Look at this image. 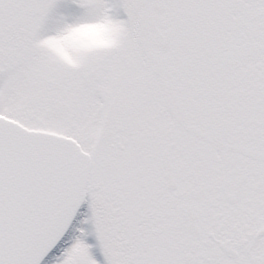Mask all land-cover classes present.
<instances>
[{"label":"snow or ice","instance_id":"snow-or-ice-1","mask_svg":"<svg viewBox=\"0 0 264 264\" xmlns=\"http://www.w3.org/2000/svg\"><path fill=\"white\" fill-rule=\"evenodd\" d=\"M0 264H264V0H0Z\"/></svg>","mask_w":264,"mask_h":264},{"label":"flooded vegetation","instance_id":"flooded-vegetation-1","mask_svg":"<svg viewBox=\"0 0 264 264\" xmlns=\"http://www.w3.org/2000/svg\"><path fill=\"white\" fill-rule=\"evenodd\" d=\"M87 212V203H85L83 205V207L81 208L79 214H78V217L76 219V221L74 222V224H76V222L80 221V219H83V215ZM85 227H88L90 229V226L89 225H85Z\"/></svg>","mask_w":264,"mask_h":264},{"label":"rangeland","instance_id":"rangeland-1","mask_svg":"<svg viewBox=\"0 0 264 264\" xmlns=\"http://www.w3.org/2000/svg\"><path fill=\"white\" fill-rule=\"evenodd\" d=\"M80 220H81V219H80ZM76 224H78V222H76ZM88 239H89V242H90V243L94 242V240L92 239V237H89Z\"/></svg>","mask_w":264,"mask_h":264},{"label":"water","instance_id":"water-1","mask_svg":"<svg viewBox=\"0 0 264 264\" xmlns=\"http://www.w3.org/2000/svg\"><path fill=\"white\" fill-rule=\"evenodd\" d=\"M82 207H83V205H82ZM82 207H81V208H82ZM80 210H81V209H80ZM79 212H80V211H79ZM78 214H79V213H78ZM78 214H77V217H78ZM77 217H76V219H77ZM74 222H75V221H74Z\"/></svg>","mask_w":264,"mask_h":264}]
</instances>
